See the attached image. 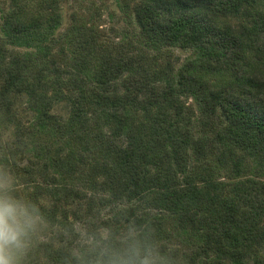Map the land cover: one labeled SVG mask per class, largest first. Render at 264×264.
Here are the masks:
<instances>
[{"label":"trees","instance_id":"trees-1","mask_svg":"<svg viewBox=\"0 0 264 264\" xmlns=\"http://www.w3.org/2000/svg\"><path fill=\"white\" fill-rule=\"evenodd\" d=\"M58 3L13 0L0 28V174L50 232L28 264H92L101 228L160 248L186 234L162 245L175 264H264V0H126L136 32L120 45L80 13L54 36ZM177 48L193 53L180 67ZM24 102L56 145L32 150ZM96 206L118 210L77 250L71 219Z\"/></svg>","mask_w":264,"mask_h":264},{"label":"rangeland","instance_id":"rangeland-1","mask_svg":"<svg viewBox=\"0 0 264 264\" xmlns=\"http://www.w3.org/2000/svg\"><path fill=\"white\" fill-rule=\"evenodd\" d=\"M126 0H59L57 5V13L60 16L61 22L57 26L54 36L61 34L66 27L71 22V17L75 13H80L82 16L86 17L90 22H94L100 26L103 38L113 44H125L129 40L134 39L135 36V25L133 24V19L128 12L125 3ZM13 0H0V28L5 19L7 13L12 9ZM22 51H30L32 49L19 48ZM174 56L178 58L176 65L178 67L185 64L188 60L193 57V53L184 49H174ZM188 104L196 108L195 102L191 99L188 101ZM21 111H19L20 117L23 122V127L31 134V148L34 151L37 146V142L41 141L40 146H53L56 145L57 141V132L51 127H36V117L28 109L27 102H24L21 105ZM54 113L62 119L67 118L69 114V104L66 102H60L55 105ZM19 117V116H18ZM8 132V134L13 135L14 126ZM11 138V137H9ZM25 164V163H23ZM27 164V163H26ZM252 177H261L258 174L257 165L253 166ZM228 177L227 172L223 171L218 175L219 179L225 180ZM263 178V177H261ZM13 180V179H11ZM16 188L18 190H24V186H20L19 183ZM99 211H97V209ZM118 210V209H117ZM117 210H111V208L103 209L100 207H95L94 215L90 218L86 217V221H74L71 219V222L74 225L75 230L78 233V240L76 242V248H84V250L92 243L88 237L90 233L98 229L99 226L106 219H112L115 216ZM169 230L173 229L171 225L167 226ZM50 232H44L39 241L45 240L49 236ZM166 246V249L169 251L174 250L175 248L184 249L191 246V241L186 234H173L170 239L163 240L161 244Z\"/></svg>","mask_w":264,"mask_h":264},{"label":"clouds","instance_id":"clouds-1","mask_svg":"<svg viewBox=\"0 0 264 264\" xmlns=\"http://www.w3.org/2000/svg\"><path fill=\"white\" fill-rule=\"evenodd\" d=\"M48 228L39 203L21 194L13 180L0 174V264H28ZM92 264H175L170 254L147 235L129 228L119 243L101 228L94 238Z\"/></svg>","mask_w":264,"mask_h":264}]
</instances>
